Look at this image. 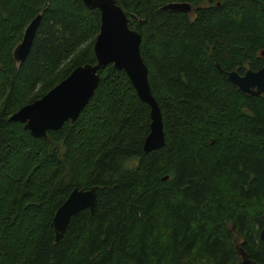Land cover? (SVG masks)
Masks as SVG:
<instances>
[{
    "label": "trees",
    "instance_id": "16d2710c",
    "mask_svg": "<svg viewBox=\"0 0 264 264\" xmlns=\"http://www.w3.org/2000/svg\"><path fill=\"white\" fill-rule=\"evenodd\" d=\"M115 1L141 35L162 115L164 145L149 152V106L112 64L74 122L37 138L9 120L96 62L100 12L83 0H0V264H264V91L227 78L264 66V0ZM92 186L95 212L71 216L55 241L58 206Z\"/></svg>",
    "mask_w": 264,
    "mask_h": 264
},
{
    "label": "water",
    "instance_id": "95a60500",
    "mask_svg": "<svg viewBox=\"0 0 264 264\" xmlns=\"http://www.w3.org/2000/svg\"><path fill=\"white\" fill-rule=\"evenodd\" d=\"M83 2L87 6L97 7L100 12L99 32L93 42L96 62L76 66L43 96L12 113L9 120L21 122L37 138L45 136L49 130L59 129L66 121L74 122L97 88L100 81L99 68L112 64L126 73L139 99L149 106L150 129L143 141V150L149 152L162 147L165 142L162 115L151 92L148 69L140 54V33L128 26L127 15L115 0ZM162 8L188 13L192 11V6L187 2H169ZM39 22L40 14H37L26 25L21 40L14 47L13 57L17 63H22L28 55ZM260 55L264 57V49ZM227 78L244 93L260 95L264 91V66L257 70L246 69L243 74L231 70L227 72ZM96 207L94 186L86 189L74 187L54 213L52 223L55 241L63 235L71 216L83 209L93 213ZM262 218L263 226L259 236L264 241V215ZM247 262L257 264L250 260Z\"/></svg>",
    "mask_w": 264,
    "mask_h": 264
},
{
    "label": "flooded vegetation",
    "instance_id": "af4514ba",
    "mask_svg": "<svg viewBox=\"0 0 264 264\" xmlns=\"http://www.w3.org/2000/svg\"><path fill=\"white\" fill-rule=\"evenodd\" d=\"M262 226H263V224H262ZM262 228V227H261Z\"/></svg>",
    "mask_w": 264,
    "mask_h": 264
}]
</instances>
